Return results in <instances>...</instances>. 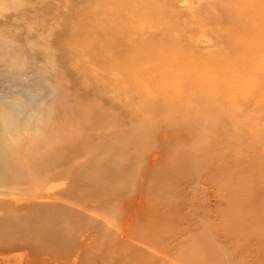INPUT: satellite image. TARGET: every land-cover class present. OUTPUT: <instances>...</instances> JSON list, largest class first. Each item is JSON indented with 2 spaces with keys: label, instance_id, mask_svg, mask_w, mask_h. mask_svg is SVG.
I'll list each match as a JSON object with an SVG mask.
<instances>
[{
  "label": "rangeland",
  "instance_id": "1",
  "mask_svg": "<svg viewBox=\"0 0 264 264\" xmlns=\"http://www.w3.org/2000/svg\"><path fill=\"white\" fill-rule=\"evenodd\" d=\"M210 1L192 0V5L180 11L196 16ZM92 2L17 0L15 4L0 0V122L6 115L19 124L18 133L11 136L0 131V148L8 152L3 151L11 160L12 177L17 176L12 193L0 187V252L14 258L0 264H73L75 259L74 264H264L261 80L255 83L258 88L251 85L253 90L249 86L229 90L224 98L220 97L224 93L219 98L215 93V103H208L201 94L193 102L181 92L180 101L173 100V105L175 95L170 91L164 95L155 90H146L149 94L131 88L118 90L107 74L94 68L93 50H85L78 42L85 27L83 19L94 22V9H88ZM90 30L87 35L93 38ZM7 46L25 53L16 68L4 54ZM57 87L65 99V107L59 110L66 111L56 118L57 127L65 125L66 132L74 133V150L82 152L72 154L74 158L80 154L74 161L75 174L42 182L40 194L32 177L35 171L45 177V161L36 165L47 153L43 147L48 146L35 132L39 134L38 120L54 104L57 93L51 96L50 92ZM210 93L203 92L211 98ZM158 98H165V103ZM92 106L97 110L89 109ZM69 118L74 119L73 125ZM121 142L127 144L123 143L125 149ZM47 159L48 165L58 166ZM31 162L37 167L32 170L34 175ZM103 165L109 169L103 170L106 176ZM87 172L88 177L102 178L88 179ZM109 175L114 180L110 186ZM79 177L83 182L77 185ZM86 183L94 184V195L89 190L92 185ZM96 187L106 189L107 198L99 193L106 200L96 194ZM75 194L80 205L73 200ZM56 207H62L59 218ZM48 210L47 228L65 234L62 239L56 236L55 242L54 234L26 231L30 219ZM43 235H48L46 240Z\"/></svg>",
  "mask_w": 264,
  "mask_h": 264
},
{
  "label": "bare ground",
  "instance_id": "2",
  "mask_svg": "<svg viewBox=\"0 0 264 264\" xmlns=\"http://www.w3.org/2000/svg\"><path fill=\"white\" fill-rule=\"evenodd\" d=\"M16 2L17 0H14L15 4ZM93 2L91 7L89 6L88 9H94V13L92 12L94 14V22L87 21V18L83 19L84 21L81 25H85V27L83 28L84 31L82 30L83 34H81L78 42L80 41V45H82L85 50H93L94 53L92 54H94V58H92L96 63V65H94L96 67L94 68L99 73L107 74L109 81L112 85L114 84L113 86L116 89L121 90L123 88H131L141 92L146 90H155L154 93L158 94H164L165 92L170 91L175 95L174 97L171 96L173 97L171 98L173 105V100L176 102L179 98V93L181 92H185V99H194L193 102L197 101L195 96H197V94H201L200 96L208 98H205V100H208V103L210 101L215 103L221 94L224 93V95L220 96L221 98H224L225 96L227 97V95L233 90L242 91L247 89L248 86L251 89V85L255 86V83L258 80H261V83L258 82V87L263 86L262 88L264 90V0H211L208 5L199 10L200 12L198 15L191 17L184 16L180 9L186 5H192V0H93ZM70 21H72V19ZM91 27L92 31H90L93 33V38L87 35L88 29ZM200 38H204V43L202 42L204 44L203 47L200 46ZM4 54L9 59V65L16 68L21 63V58H23L25 53L17 50L16 48L7 46L4 48ZM91 64L93 65V62ZM254 88H252V90ZM229 90L231 91L229 92ZM147 91L146 93H148ZM203 92H211L210 94H213V97L216 93L218 98H212V96L210 98L208 96L209 94L204 95ZM50 94L51 96L53 94L56 95L54 104L48 108L45 117L38 120L40 122L39 126L41 127V130L39 134L38 132L35 133L38 138H40V142H43L48 146L43 148L47 150L46 154L49 155V159L52 158V161L50 160L51 163L57 162L58 166L53 164L48 165L46 162L48 157L45 154V157H42L43 159L45 158V160L41 159L38 162L36 161L38 164L36 166L41 165L39 164L41 163L40 161H45L44 163H46L44 166V163H42L43 169H41L44 170L43 173L45 174V177H42L43 175L40 176L41 172L38 173L35 171L37 167L34 169V164L32 162L30 163L32 164L31 173L33 174L32 170L35 171V175L33 174L34 176L32 175V178L34 181H37L36 187L39 189L38 193L41 192L42 186L45 185H41L42 182L48 184L49 182L51 183V180L70 177L71 173L75 174L74 169L77 164L74 161L78 158H76V155L80 156V154H76L75 158L72 157L73 153L75 154L79 152V150H74V133H70L71 131L66 132L65 129H67V127L65 125L57 127L59 123H56V118H61L66 113V111L62 112L59 110L61 106L65 107V99L63 97L62 90L60 87L55 89L52 88ZM148 94L147 96H150ZM153 95L155 99H157L156 97H159L157 94ZM165 98L163 99L165 100ZM145 99L146 98L143 100ZM158 99H161L160 103L161 101L162 103H165L162 98ZM143 100L140 101L143 102ZM93 107L95 106L89 107V109H93ZM94 109H96V107ZM70 112L68 114L71 115ZM100 112L101 111H99V115H102ZM73 113L75 114L77 112L73 111ZM2 119L3 120L0 122L1 132L8 136L18 133V123H13L6 117V115H3ZM72 119L70 120L73 125L75 121L74 119L72 121ZM107 123L110 124L109 122ZM92 125L95 124L92 123ZM100 125L102 126L103 123L101 122ZM68 141L71 144H69ZM123 143L121 142V145L124 148L127 144L125 143L123 146ZM113 145L114 144H112V147ZM110 147L111 146H108V148ZM119 147L121 148V146ZM1 148L0 187L4 189L5 193L6 190L12 193L14 191V189H12L14 185L13 180H16L17 174L15 175V178L12 177L13 169L11 165V169H9L10 167L8 165L11 160H9L10 158L9 156L7 157L6 154L8 152L3 150L6 152L4 153ZM80 152H82V150H80ZM69 154L72 158H70ZM38 159L39 158H37V160ZM70 159H73V161L71 160L68 164L67 162ZM50 161H48V163H50ZM107 162L111 163L109 159H107L106 163ZM107 164L109 165V163ZM53 166L54 168L57 166V169H54ZM50 167H52L56 173L52 171L53 169L50 170ZM47 170L52 171V174H48L49 172H47ZM103 170L109 171V169H105V166L102 171ZM45 171L47 172V175ZM102 171L100 173L105 172ZM14 172H16V170H14ZM88 172L91 176V171ZM88 172L86 177L89 179L90 176H87ZM93 173L92 176L94 175ZM105 174L106 172L103 173L104 176H106ZM96 177L102 178L98 175ZM81 178L82 177H79V181H76L77 185L81 183V181L83 182V178ZM99 178L98 181H100ZM77 179L78 177L75 178V180ZM88 179H86L87 182ZM103 179L101 182H104ZM109 179H106L107 182ZM113 182L114 180L109 181L107 184L110 186ZM90 184L88 186H90ZM97 184L99 185V183L96 182L95 185L98 186ZM101 184L103 185V183ZM105 184L106 183H104V185ZM92 187H95L94 184L89 188V190H91ZM84 189H87V187ZM96 189V191H98L96 194L98 193V196L101 195L99 193H101L100 190L102 188L96 187ZM105 190L101 191L104 196L106 194L105 198H107ZM85 191L84 193L82 192L83 195L86 193ZM91 191L93 193L95 190ZM107 192H109L108 189ZM73 193L75 192H70V194ZM78 194L75 195L78 196ZM94 194L95 193H93V195ZM104 196H102V198H104ZM109 196L112 195L110 194ZM69 197L72 199V196ZM75 197H73L74 202L79 204L80 197H77V199H79L78 201ZM86 197L87 196L84 198ZM112 197H114V195ZM84 198L81 202H85L86 199ZM73 200L70 201L73 202ZM87 200L89 201L88 203L94 201H90L89 199ZM110 201H107V204L108 202L110 203ZM88 203L86 201V204ZM111 205L112 204L108 206ZM82 206L83 205L80 207ZM61 208L62 207L55 208L56 218H59L58 214L63 213ZM106 210L108 211L107 207L104 211L107 212ZM109 213L110 211H108V215ZM49 216H51L50 210L45 213H39L36 215V218L30 219V224L28 228H26L28 234L32 233L31 235H33L34 233L45 231L52 235L54 234L52 236L55 237L54 239L57 238L56 236L62 239L65 236L62 230H53L51 232V229H54V227L49 229L47 228L50 223H48L49 220L46 218ZM45 223H47V225H45ZM45 234L46 233H44V235ZM44 235L43 237L45 238ZM37 240L39 241V239ZM53 241L55 242L57 239ZM86 241L87 240L84 239L83 242L85 243ZM93 241L94 240H92V242ZM43 242L44 244L46 243L45 241ZM62 244L64 245V242H62ZM53 246H55V244ZM3 259L14 258L6 257L0 252V261ZM75 260L73 261V264L77 261Z\"/></svg>",
  "mask_w": 264,
  "mask_h": 264
}]
</instances>
